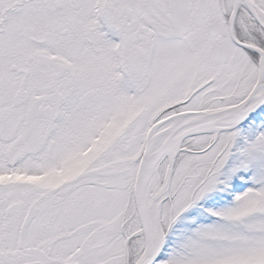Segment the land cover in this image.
<instances>
[{
	"label": "snow or ice",
	"instance_id": "1",
	"mask_svg": "<svg viewBox=\"0 0 264 264\" xmlns=\"http://www.w3.org/2000/svg\"><path fill=\"white\" fill-rule=\"evenodd\" d=\"M0 264H264V0H0Z\"/></svg>",
	"mask_w": 264,
	"mask_h": 264
}]
</instances>
